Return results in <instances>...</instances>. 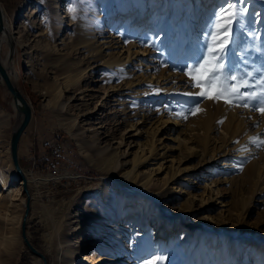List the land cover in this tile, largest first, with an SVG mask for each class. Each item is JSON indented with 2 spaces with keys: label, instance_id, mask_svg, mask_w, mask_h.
<instances>
[{
  "label": "rangeland",
  "instance_id": "obj_1",
  "mask_svg": "<svg viewBox=\"0 0 264 264\" xmlns=\"http://www.w3.org/2000/svg\"><path fill=\"white\" fill-rule=\"evenodd\" d=\"M57 1L0 4L16 36L2 44L1 56L11 52L19 74L15 83L33 111L18 148L24 174L40 178L28 186L26 232L32 246L47 264H56L55 251L71 250L84 235L89 249L101 251L91 264L110 254L120 258L118 264H144L153 257H161L157 264H236L232 249L238 242V264H264V244L247 252L264 239V146L249 143L264 134V115L184 95L200 90L188 86L181 69L198 56L206 23L223 0H154L144 14H153V25L148 15L130 19L149 0H65L60 18ZM241 6L247 11L234 25L239 40L232 58L247 49L248 70L264 67V38L248 34L264 37V0H244ZM139 47L143 55L136 54ZM115 59L123 64L118 73L109 62ZM62 86L68 91L56 93ZM73 93L84 102L68 100ZM12 102L0 84V264H42L20 237L25 194L17 177H10V136L18 119ZM190 107L194 114L186 111ZM162 111L177 116L172 132L190 133L193 150L180 157L165 152L172 142L163 139L160 170L150 174L157 160L147 161L137 169L139 182H121L126 169L120 163L129 168L147 155L140 142L153 138H136L127 123L146 118L148 129ZM237 120L243 130L233 137L226 126ZM180 158L183 174L175 177L172 166ZM148 174L150 182L140 186ZM245 231L252 242L235 239Z\"/></svg>",
  "mask_w": 264,
  "mask_h": 264
},
{
  "label": "bare ground",
  "instance_id": "obj_2",
  "mask_svg": "<svg viewBox=\"0 0 264 264\" xmlns=\"http://www.w3.org/2000/svg\"><path fill=\"white\" fill-rule=\"evenodd\" d=\"M63 2H65V0H59L56 2V5H55V8L57 9L56 15L59 16L58 18H60L61 14L64 12V9H65V8L63 9ZM27 4L28 3H24V6H27ZM153 5H154V0H149V2L147 4H145V6L143 5L140 8L138 13L136 14V17L134 16V17H131L130 19L134 20V18H136L134 20V22L139 21V20L141 21V20H144L143 18H147V15H148V18H149L148 22L151 23V25L156 24L157 22L155 21L153 14L149 13V14L145 15V17H144L145 12L147 10H149L150 8H152ZM0 9L2 10L3 24H4V32L1 33V35H0V56H1L2 44L3 45L10 44L12 42V40H14L16 38V36L15 35L13 36V33H15V32L13 31L12 26L7 21V18L5 16V13H4L3 9L1 8V6H0ZM62 9H63V11H62ZM61 18H63V17H61ZM146 21L147 20L142 21L138 25L135 24L134 25L135 27L132 30H135L137 26L139 27V25L146 24ZM110 42H112V44H113V39ZM114 44H115V42H114ZM106 48L110 49L108 47H106ZM11 51H12V49H11ZM7 52L8 53H6V57L4 59H2V56H1V60H2L3 65L5 66V68L8 70V73H9L11 79L15 83L17 81V79L19 78V74L14 68V59L11 56V52H9V51H7ZM144 52H145V49H143L142 47H139L137 49V53L136 52L135 53L143 55ZM128 53H129V48H127V56H128ZM109 62H111L110 64H113L114 66H116L115 67L116 72L113 71V73H118L122 70L121 67L123 64L119 60L115 59V60H112ZM150 76L151 75H148L147 78L145 77V79H143V81H145V83L150 82V80H148V78H150ZM0 84L3 86L1 81H0ZM128 85H127V87H128ZM65 91L67 92L68 88L66 86H64V87L62 86V87L58 88V91H56V93H62ZM117 92L122 93V90H120V87L117 88ZM68 100H70V101L71 100L72 101H81L79 103L84 102L81 97L77 98V95L75 93L70 95L68 97ZM12 104L14 105V108L16 110L14 102H12ZM74 105H76V104H73L72 106H74ZM126 109H127L126 107L123 108L122 112L126 113L127 112V111H125ZM91 112L92 111L80 112V113H78L77 116L83 117V116L92 114ZM145 116H146L145 114H141V117H145ZM17 117H18V119H17L15 126L19 122V116L17 115ZM145 121H146V118H144L143 122H141V123H139V120H137L136 122H128L127 123L128 124L127 126L130 128H133V130L135 131V135H133V136H135L136 138H138V139L147 138V137H149L150 133H153V138H150V144H145V143L140 142V145H142L143 147L146 146V148L148 149L147 155L143 154L141 156H138V158L133 159L132 163L130 164L131 166L129 168L127 167L128 163L126 161H123L120 163V167H121L120 169L121 170L126 169V170H124V172H120V174H119V179L121 180V182H124V183H137V182H139L140 178L138 176L137 169L139 168V166L141 164H144L147 161L157 160L154 163V165H157V167L154 169H151L150 174L160 170V168L162 166V162H160L159 160H162L164 158V155H163L164 153L159 152L158 144H161L163 139H168L170 142H172V144H165L164 145L166 148L165 152H173L174 151V153L177 152L176 155L180 157V155H182V153H184V152L185 153L186 152L191 153V151L193 150V146L190 143L191 142L190 141L191 140L190 133H188L184 129H180L179 131H177L175 133L172 132L175 130L176 127L178 128V126H179L178 123H180V121L177 120V116L174 115L173 113H170L168 111L167 112L162 111L160 113V117H159L158 121L157 122L153 121L151 126H149L148 129L145 128V126H146ZM15 126L13 128H15ZM87 129L93 130L95 128L89 127ZM242 130H243V125L240 122H238V120L236 123H232L231 121H228L227 126H226V133H229L230 136L234 137L236 134H239ZM168 132H172V133L168 134ZM97 134H99L98 131H96V135ZM110 150H112L111 147H110ZM111 154H112V157H118L117 152H112ZM180 160H181V158L176 160L173 163V166H172V161H171L173 174L176 175L175 177L183 174L182 172L184 169L179 167ZM175 163H176V166H175ZM128 166H129V164H128ZM150 174H148L147 179L144 182L139 183L140 186L144 187L150 182ZM24 175L26 177L28 186L32 182H39L40 181L39 177L30 176L27 174H24ZM10 177L15 178L16 177L15 172L11 171ZM175 177L171 178V180H173ZM2 182L4 184V181H2ZM24 201H25V199H24ZM246 212L249 214L250 210H247ZM78 214L79 213H77V211H76L75 215L77 216ZM102 226L105 227V226H107V224L102 225ZM110 227L115 229V231H118L120 229L116 225H112ZM87 232H89V229H86L85 233H87ZM183 233H184V236H189L188 231L187 232L184 231ZM222 233H224V232L222 231L221 234ZM247 238H248V232L247 231H245L244 233H241V234L238 233L235 235L236 240H247L248 242H252V240L247 239ZM262 240H263L262 242L259 243L257 241V244L250 246L248 248L247 252H253L256 250V248L259 245H263L264 239H262ZM88 242H89V235H84L77 241L76 245L71 250H69V251L68 250L55 251L54 256H55L56 264H91L94 261V258H97L98 254H100L101 251H98V253H97V251L95 249H93V250H92V248L89 249ZM90 252L92 253L91 256L89 255ZM108 253L109 252L107 251V254ZM232 253H233L232 256L235 258L236 264H238V262H240V258L242 257L241 245L238 242H234ZM40 254L43 256L42 253H40ZM45 260H46V258H45ZM106 261H109L110 264H118V263H120V258L114 257L110 254L107 257H99L97 259V261L95 262V264H102L103 262H106ZM42 262H43V260H42ZM46 264H47V261H46Z\"/></svg>",
  "mask_w": 264,
  "mask_h": 264
},
{
  "label": "snow or ice",
  "instance_id": "obj_3",
  "mask_svg": "<svg viewBox=\"0 0 264 264\" xmlns=\"http://www.w3.org/2000/svg\"><path fill=\"white\" fill-rule=\"evenodd\" d=\"M244 0H223L221 6L213 13L204 28L202 47L191 63L185 62L182 71L189 77L188 86L200 89L195 93H184L187 96H198L213 101L223 100L229 106L244 107L264 115V67L248 70V60L241 50L238 60L232 57L239 36L234 33V25L247 11L242 7ZM256 38L261 34L252 33ZM257 74H259L257 76ZM198 103V101L196 102ZM202 111V109H196ZM193 112V108L186 110ZM177 115H183L178 112ZM264 134L249 138V143L256 147L264 146ZM161 257H153L144 264H157Z\"/></svg>",
  "mask_w": 264,
  "mask_h": 264
},
{
  "label": "water",
  "instance_id": "obj_4",
  "mask_svg": "<svg viewBox=\"0 0 264 264\" xmlns=\"http://www.w3.org/2000/svg\"><path fill=\"white\" fill-rule=\"evenodd\" d=\"M4 32V24H3V16L2 10L0 9V35ZM0 81L3 84L4 89L10 94L15 107L16 113L19 116V122L11 131L10 136V145H9V155L12 168L16 174L18 183H21V189L25 194V201L22 213V219L20 223V237L24 245L30 250V252L36 256H39L43 260V264H46L45 258L36 250L34 246L29 241L26 232L27 221L30 214V202L31 196L30 191L28 188L27 180L24 175V171L19 164V157H18V148H19V141L26 130L27 126L29 125L31 118H32V106L28 102V99L23 94L22 90L13 82L11 79L8 70L2 63L1 56H0Z\"/></svg>",
  "mask_w": 264,
  "mask_h": 264
},
{
  "label": "crops",
  "instance_id": "obj_5",
  "mask_svg": "<svg viewBox=\"0 0 264 264\" xmlns=\"http://www.w3.org/2000/svg\"><path fill=\"white\" fill-rule=\"evenodd\" d=\"M16 1V0H15ZM4 3L6 4V0H0V4L3 6ZM8 5V4H7ZM4 7V6H3ZM5 8V7H4Z\"/></svg>",
  "mask_w": 264,
  "mask_h": 264
}]
</instances>
